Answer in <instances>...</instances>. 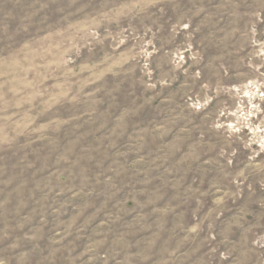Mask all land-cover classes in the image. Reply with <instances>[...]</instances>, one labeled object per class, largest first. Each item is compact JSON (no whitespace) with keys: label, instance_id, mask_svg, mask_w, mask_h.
I'll list each match as a JSON object with an SVG mask.
<instances>
[{"label":"rangeland","instance_id":"rangeland-1","mask_svg":"<svg viewBox=\"0 0 264 264\" xmlns=\"http://www.w3.org/2000/svg\"><path fill=\"white\" fill-rule=\"evenodd\" d=\"M0 264H264V0H0Z\"/></svg>","mask_w":264,"mask_h":264}]
</instances>
